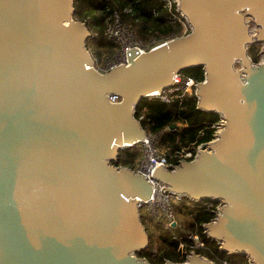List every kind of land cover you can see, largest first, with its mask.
I'll return each instance as SVG.
<instances>
[{
    "label": "water",
    "instance_id": "obj_1",
    "mask_svg": "<svg viewBox=\"0 0 264 264\" xmlns=\"http://www.w3.org/2000/svg\"><path fill=\"white\" fill-rule=\"evenodd\" d=\"M177 2L191 32L131 49L127 65L104 74L73 0H0V264H151L137 254L150 246L140 202L153 188L115 163L147 136L135 117L142 99L195 67L205 74L197 108L225 128L154 179L220 203L208 239L264 264V61L249 55L262 46L264 56V0ZM181 264L215 263L192 253Z\"/></svg>",
    "mask_w": 264,
    "mask_h": 264
},
{
    "label": "trees",
    "instance_id": "obj_2",
    "mask_svg": "<svg viewBox=\"0 0 264 264\" xmlns=\"http://www.w3.org/2000/svg\"><path fill=\"white\" fill-rule=\"evenodd\" d=\"M74 1V19L86 23L91 32V37L87 41V47L94 59H101L107 55L114 54L118 50V45L109 40L106 32L111 18L118 13L124 23L136 28V30L148 36L166 35L175 28L171 21L172 13L165 7L164 0H73ZM176 12V7H174ZM260 49L258 46H252L249 55L254 63L260 62ZM184 76L195 79L198 82L205 80L203 67H195L182 72ZM198 99L192 94L187 98L176 100L170 104L161 103L157 100L142 99L136 108V118L141 115L145 120L141 124L147 132L165 131L162 136L159 149L164 153L170 163L179 164V154L183 150H189L198 145L208 143L214 139V130L212 126L218 122L219 116L211 113H205L197 108ZM175 127L171 129L172 127ZM140 159V148L138 145L123 151L116 166H123L134 169L136 162ZM187 206L176 207L177 215H185ZM189 209V208H188ZM187 215L191 219L185 221L184 226L179 222L175 229H167L160 226L152 227V221L142 213V223L147 228L150 238V246L137 254L139 258L147 259L151 264L157 263L153 250L155 241L159 240L160 251L168 250L162 255L164 261L170 260L175 263H185L186 257L174 256L179 248L180 242L175 239L177 236L184 237L187 233L198 232L205 242L204 249L196 250V253L206 257L210 261L219 262L228 260L229 264H250L248 258L243 256L229 255L222 253L219 243L208 239L205 234L204 225L210 223L215 215L210 211H195L189 209ZM162 231L155 239L149 230ZM185 228V230H181Z\"/></svg>",
    "mask_w": 264,
    "mask_h": 264
},
{
    "label": "built area",
    "instance_id": "obj_3",
    "mask_svg": "<svg viewBox=\"0 0 264 264\" xmlns=\"http://www.w3.org/2000/svg\"><path fill=\"white\" fill-rule=\"evenodd\" d=\"M164 2L165 7L172 13L171 21L175 24V28L166 35L151 34L149 36H144L133 27L124 23L118 13L114 15L113 21L108 27L106 35L109 40L114 41L118 45V50L114 54L107 55L101 59H94V66L100 73H109L119 66L127 65V54L131 49L137 50L140 53H147L150 50H155L159 47L168 45L174 40L181 39L185 37L187 32H191V27L187 20L182 14H179L177 0H164ZM174 7H176V12L174 11ZM200 83L201 82H198L193 78L184 76L182 73L177 74L174 76L173 85L169 89L157 93L156 95L148 96L147 98L160 101L161 103L170 104L176 100L187 98L192 94L196 95V86ZM109 100L112 103H119L121 99L118 96H110ZM136 119L141 123V121H144L146 118L144 115H141ZM225 123L226 121L220 117L218 122L212 126L214 130L213 140L217 139L218 135L223 131ZM165 132L166 130L160 132L146 131V138L138 144L141 157L137 163V168L133 170L145 177L153 188L150 202H140L141 213H144L149 219L159 225H163L167 229H175L179 226L176 217V206L179 203L183 204L186 202L188 206H191L193 210H196L197 212H212L215 215L213 220H215L222 209L220 203L211 200L192 201L181 195L170 194L168 186L154 179L156 169L163 167L170 170L184 161L194 160L202 151V145H198L189 150H183L179 154V164L174 165L170 163L167 156L159 149L162 136ZM178 240L180 245L175 256L188 258L192 253H196V250L204 249L206 247L205 242L202 240V237L198 232L187 233L184 237H181ZM154 256H156V254ZM214 263L229 264V261L220 260L219 262Z\"/></svg>",
    "mask_w": 264,
    "mask_h": 264
},
{
    "label": "rangeland",
    "instance_id": "obj_4",
    "mask_svg": "<svg viewBox=\"0 0 264 264\" xmlns=\"http://www.w3.org/2000/svg\"><path fill=\"white\" fill-rule=\"evenodd\" d=\"M112 21H113V18H111V20H110V22H109V24H108V27L111 25V23H112ZM135 30H136V28H134ZM149 36V35H148ZM259 47V49H260V54H259V56H260V62H263L264 61V56L261 54V51H262V46H258ZM259 62V63H260ZM140 157H141V153H140ZM139 161V160H138ZM138 161L136 162V164H135V166H134V169H136L137 167V163H138ZM178 205H180V206H187L189 209H190V211L191 210H193V208L191 207V206H188L187 204H186V202L185 203H179V204H177V206ZM176 206V207H177ZM188 208H186L187 209V211L185 210V215H183V213H181V215H177V210H176V217H177V220L178 221H180L181 223H182V226H184V224H185V221H187V220H190L191 219V217H190V215H187V212L189 211V209ZM196 211V210H195ZM151 220V219H150ZM152 221V227H154V226H160L159 224H157V223H155L153 220H151ZM180 225V224H179ZM163 226V225H162ZM164 227V226H163ZM155 228V227H154ZM154 228L152 229V230H149V233L151 234H153V236L155 237V239L156 238H158V236L161 234V232L159 231H156V230H154ZM182 230H185V228H181V230H179V231H182ZM160 233V234H159ZM177 235H179V233L178 234H176V237H175V239H180L182 236H177ZM160 249V244H159V240H156L155 241V248H154V250H153V253H154V255L156 254V256H155V259H156V261H157V263H155V264H161V262H163V259H165L162 255H164V253H167V251L168 250H164V251H160L159 250ZM191 252H195V251H191ZM174 256H175V254H173ZM161 256V257H160ZM206 258V257H205ZM164 263H165V261H164Z\"/></svg>",
    "mask_w": 264,
    "mask_h": 264
}]
</instances>
